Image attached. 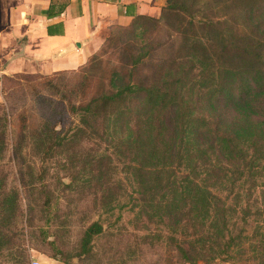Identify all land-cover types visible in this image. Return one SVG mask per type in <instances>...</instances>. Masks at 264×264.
<instances>
[{"label":"trees","instance_id":"16d2710c","mask_svg":"<svg viewBox=\"0 0 264 264\" xmlns=\"http://www.w3.org/2000/svg\"><path fill=\"white\" fill-rule=\"evenodd\" d=\"M142 20L169 28V38L178 40L172 53L152 62L144 80L135 76L145 55L141 49L131 54L127 68L112 71L107 88L71 105L78 122L52 131L39 145L43 157L84 139L103 142L123 163L125 183L114 180L113 167L101 169L102 157L86 161L109 176L102 208L111 210L113 189L125 193L129 210L149 207L158 232L165 225L190 264L244 261L247 252L264 264V0H166L158 17L137 15L116 28L145 27ZM225 109L263 121L238 128L223 120ZM18 196L13 190L7 208H17ZM5 226L0 222V236ZM103 230L92 222L80 253L89 255Z\"/></svg>","mask_w":264,"mask_h":264},{"label":"rangeland","instance_id":"374dc122","mask_svg":"<svg viewBox=\"0 0 264 264\" xmlns=\"http://www.w3.org/2000/svg\"><path fill=\"white\" fill-rule=\"evenodd\" d=\"M141 22L145 27L112 30L94 60L75 71L18 74L3 79L0 222L6 226L1 229L0 264H31L33 260L41 264H190L168 238L167 227L162 225L158 232L149 218V207L139 204L129 210L123 204L125 193L113 189L111 210L102 208V185L108 183L109 176H99L97 164L86 161L102 157L101 169L113 167L114 180L125 183L123 163L106 144L84 139L46 158L39 148L52 131H69L78 122L71 105L83 104L107 88L112 71L127 68L131 54L141 49L145 55L135 76L140 80L149 74L152 62L168 58L178 40L169 38L170 30L163 22ZM221 117L232 125L237 122L238 128L263 121L259 114L244 118L234 109L223 110ZM83 163L87 165L85 170ZM68 184L70 187L65 186ZM13 190L19 196L17 208L12 210L7 207L12 206ZM50 216L52 223H48ZM94 221L104 230L92 239V252L82 254L81 238ZM252 227L253 223L249 232ZM157 234L160 236L155 237ZM245 247L249 251V242ZM247 253L244 261L237 256L229 261L199 260L196 264H261L260 258L249 260L251 254Z\"/></svg>","mask_w":264,"mask_h":264},{"label":"crops","instance_id":"0c3cea01","mask_svg":"<svg viewBox=\"0 0 264 264\" xmlns=\"http://www.w3.org/2000/svg\"><path fill=\"white\" fill-rule=\"evenodd\" d=\"M166 0H0L2 81L85 65L116 27L137 15L158 17Z\"/></svg>","mask_w":264,"mask_h":264},{"label":"built area","instance_id":"2783aa9c","mask_svg":"<svg viewBox=\"0 0 264 264\" xmlns=\"http://www.w3.org/2000/svg\"><path fill=\"white\" fill-rule=\"evenodd\" d=\"M31 264H41L39 260H33Z\"/></svg>","mask_w":264,"mask_h":264}]
</instances>
